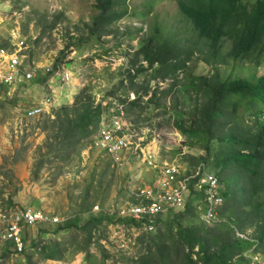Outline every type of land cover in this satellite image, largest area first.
Instances as JSON below:
<instances>
[{
	"label": "trees",
	"instance_id": "obj_1",
	"mask_svg": "<svg viewBox=\"0 0 264 264\" xmlns=\"http://www.w3.org/2000/svg\"><path fill=\"white\" fill-rule=\"evenodd\" d=\"M173 1L178 6V15L207 46L203 60L214 65L213 73L194 74L188 66L196 41L181 42L174 34L166 33L163 25L155 24L151 32L140 38L130 65L116 75V83L104 99L98 101L90 87L84 86L72 103H64L34 120L33 130L38 128L45 138L36 148L32 178L38 180L45 166H53L56 179L67 166L79 161L112 100L119 101L125 114L132 116L131 122L136 124L145 107L149 114L157 108L163 113L169 111L177 130L205 151L188 156L193 168L202 161L207 163L222 184L225 201L217 221L204 222L192 202L201 195L196 197L193 191L184 209L169 210L158 218L156 230L141 232L137 237L139 253L123 260L126 264H249L245 252L250 248L264 255V124L259 119L264 109V74L232 76L221 73L219 64L229 66L233 61L236 67L246 61L262 66L264 0ZM125 2L95 0L99 13L88 35L67 44L53 69L35 82L45 83L71 47L91 46L103 33H119L118 29L110 28L128 14ZM2 44L9 46L10 42ZM181 72L183 81L179 78ZM141 74L150 78L139 81ZM152 80H170V83L167 88H152ZM0 89L3 92L0 107L15 108L20 97H9V88L4 84H0ZM177 89L178 98L172 103L169 97L175 96ZM3 174L7 178L11 176L13 181L12 169ZM9 199L12 202V197ZM80 204L74 215L58 224L40 227L29 245L26 235L30 229L23 231L25 248L18 254L24 255L27 264L62 261L70 249L72 254L84 253L85 264H107L111 257L103 242L107 229L110 224H122L125 220L105 210L95 214L93 202L87 203L85 196ZM93 247L102 254L101 258L92 251ZM13 254L9 242L0 252L1 264Z\"/></svg>",
	"mask_w": 264,
	"mask_h": 264
},
{
	"label": "rangeland",
	"instance_id": "obj_2",
	"mask_svg": "<svg viewBox=\"0 0 264 264\" xmlns=\"http://www.w3.org/2000/svg\"><path fill=\"white\" fill-rule=\"evenodd\" d=\"M124 6L128 7V14L110 28L118 29L119 33H103L93 45L71 47L66 52L59 68L65 67L73 73L69 83L62 81L57 70L45 83L35 82V79L47 74L45 69H40L36 78L9 90V97L17 95L20 100L13 109L0 107V202L6 208L28 206L42 209L63 221L80 209L85 196L87 203L93 202L92 212L95 214L102 210L111 213L131 198L133 189L156 179V169L142 157L129 153L122 165H114L111 159L98 150H92L90 155H82L79 161L67 166L56 179L53 166H45L38 180L32 178L36 148L43 142L45 134L38 128H32L34 120L39 116L27 117L25 110L41 103L47 94L53 97L54 108L72 103L84 86L90 87L98 101L104 99L116 83V75L130 65L129 60L139 46L140 38L151 32L155 24L163 25L166 33L174 34L181 42L187 39L196 41L191 48L192 61L188 63L194 74H211L215 70L214 65L203 60V51L207 46L203 40H198L188 23L178 15L175 1L126 0ZM98 13L95 0H0V43L9 41L11 47H16L13 43L17 39L15 37H19L25 41L22 53L27 66L34 63L41 67L54 65L60 51L67 44L88 35ZM53 23H56L55 26L49 28ZM225 49H228V43ZM233 63L231 61L229 66L219 64V70L238 77H251L252 74L258 77L264 74V62L260 67L246 61L236 67ZM149 78L148 74H141L138 80ZM179 78L183 81L182 72ZM169 83L170 80L150 81L152 88L158 86L161 89L167 88ZM1 95L3 92L0 89V98ZM177 98L178 89L175 96L169 97V101L173 103ZM120 106L119 101L112 100L111 107L105 111L112 113V109H120ZM127 117L131 129L140 137L138 141L149 144L158 161L179 163L186 172L193 169L194 165L188 156L205 153L200 144L189 142L177 130L174 117L169 111L163 113L161 108H157L149 114L145 107L138 124L131 122L132 116ZM15 158H18L16 163L13 162ZM8 169L13 171V181L11 176L7 178L3 174ZM195 200L192 199V202L198 210L199 204ZM96 206H99V210L95 209ZM58 223L30 227L26 235L28 245L38 235L40 227L46 228ZM141 232L133 231L130 221L110 224L107 238L103 239L111 253L107 264L115 261L126 264L123 258L136 257L140 251L137 237ZM71 251H67L62 261L46 260L43 263L85 264L84 253L72 254ZM92 251L99 258L102 257L97 248L93 247ZM2 264H27V261L23 254L14 253L4 259Z\"/></svg>",
	"mask_w": 264,
	"mask_h": 264
},
{
	"label": "built area",
	"instance_id": "obj_3",
	"mask_svg": "<svg viewBox=\"0 0 264 264\" xmlns=\"http://www.w3.org/2000/svg\"><path fill=\"white\" fill-rule=\"evenodd\" d=\"M15 38L18 39L13 43L16 47L0 43V84L9 86V90L33 80L40 69H53V64L41 67L34 63L27 66L22 53L25 41ZM60 66L56 68L57 73L64 83H69L73 73L65 67L59 68ZM53 104V97L47 94L41 103L26 109V114L28 117H37L50 113L54 108ZM259 119L264 124V110L259 113ZM139 138L131 129V123L120 106V109H112V113L103 112L91 142L82 152V155H90L92 150H98L111 159L114 165H122L127 154H135L156 169L154 182L133 189L131 198L111 214L130 221L133 231H154L158 218L171 209H183L194 191L196 197L197 194L201 195V198L195 200L199 204V219L215 223L225 197L218 176L209 170L207 163L202 161L193 169L184 172L179 163L158 161L156 154L149 148L150 145L141 143ZM95 209L99 210V206ZM60 221L57 215L42 209L28 206L6 208L0 204V252L9 242L14 253L23 252L25 229ZM241 236L248 237L246 234ZM245 256L250 259L249 264H264L262 254L254 247L247 250Z\"/></svg>",
	"mask_w": 264,
	"mask_h": 264
},
{
	"label": "clouds",
	"instance_id": "obj_4",
	"mask_svg": "<svg viewBox=\"0 0 264 264\" xmlns=\"http://www.w3.org/2000/svg\"><path fill=\"white\" fill-rule=\"evenodd\" d=\"M263 110H264V109H263ZM263 110H262V111H263ZM262 111H261V112H262ZM261 112H260V113H261Z\"/></svg>",
	"mask_w": 264,
	"mask_h": 264
}]
</instances>
